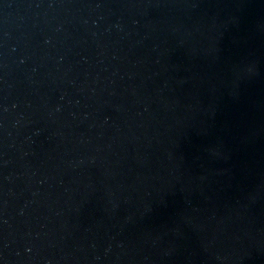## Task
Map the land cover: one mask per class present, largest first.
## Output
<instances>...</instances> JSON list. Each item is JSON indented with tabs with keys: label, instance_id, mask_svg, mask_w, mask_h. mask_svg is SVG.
Masks as SVG:
<instances>
[{
	"label": "water",
	"instance_id": "95a60500",
	"mask_svg": "<svg viewBox=\"0 0 264 264\" xmlns=\"http://www.w3.org/2000/svg\"><path fill=\"white\" fill-rule=\"evenodd\" d=\"M0 264H264V0H0Z\"/></svg>",
	"mask_w": 264,
	"mask_h": 264
}]
</instances>
